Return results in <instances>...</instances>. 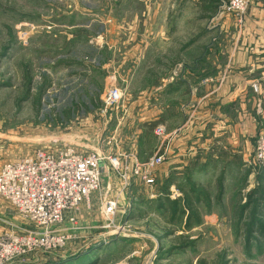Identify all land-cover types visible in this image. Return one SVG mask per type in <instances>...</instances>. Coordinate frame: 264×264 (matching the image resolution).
Instances as JSON below:
<instances>
[{
    "label": "rangeland",
    "instance_id": "1",
    "mask_svg": "<svg viewBox=\"0 0 264 264\" xmlns=\"http://www.w3.org/2000/svg\"><path fill=\"white\" fill-rule=\"evenodd\" d=\"M155 1L0 0V167L60 144L127 166L124 180L106 167L88 202L66 212L63 245L4 264H264V164L254 159L264 128L248 147L225 146L223 163L203 164V77L187 86V69L135 65V37L155 25ZM171 1L157 14L174 6L171 29L203 42L205 0ZM195 45L192 72L203 75ZM112 87L117 105L104 101ZM159 154L152 184L130 170ZM32 226L0 196V231Z\"/></svg>",
    "mask_w": 264,
    "mask_h": 264
},
{
    "label": "crops",
    "instance_id": "2",
    "mask_svg": "<svg viewBox=\"0 0 264 264\" xmlns=\"http://www.w3.org/2000/svg\"><path fill=\"white\" fill-rule=\"evenodd\" d=\"M155 2L158 4H153L151 11L155 25L139 31L135 37V65L148 69L152 62L162 70L178 69L185 73L187 69L179 78L187 86L198 85L203 77V164L208 160L223 163L225 146L238 150L243 142L248 147L251 136L264 128V0H248L242 25L236 24L232 13L231 16L218 12L216 2L205 0L203 42L202 34L201 40H193L191 30L186 39H180L181 31L171 29L169 24L174 6L162 14H157L155 8L164 2L169 6L172 1ZM207 21L214 25L206 26ZM193 43L203 49V75L192 72ZM177 47L180 50L176 51ZM182 49L188 53L181 54ZM147 53L151 57L145 60ZM106 61L104 65L111 66V61Z\"/></svg>",
    "mask_w": 264,
    "mask_h": 264
},
{
    "label": "built area",
    "instance_id": "3",
    "mask_svg": "<svg viewBox=\"0 0 264 264\" xmlns=\"http://www.w3.org/2000/svg\"><path fill=\"white\" fill-rule=\"evenodd\" d=\"M215 1L235 16L238 25L243 24L248 0ZM27 38L26 33H18V40L23 45L27 44ZM121 96V90L112 87L104 101L108 105H117ZM122 158L95 151L82 152L74 146L60 144L52 148H34L31 153L2 164L0 196L34 226L0 231V264L37 250L63 245L66 237L59 233V226L66 212L88 202L99 187L105 172L102 168L111 166L121 179H126L127 166ZM162 158V154L156 155L141 165L134 164L130 170L150 185L153 183L152 169L162 162ZM254 159L264 164V131L256 138ZM114 207V201L106 203L109 216Z\"/></svg>",
    "mask_w": 264,
    "mask_h": 264
},
{
    "label": "water",
    "instance_id": "4",
    "mask_svg": "<svg viewBox=\"0 0 264 264\" xmlns=\"http://www.w3.org/2000/svg\"><path fill=\"white\" fill-rule=\"evenodd\" d=\"M101 170H102V171H105V168H102Z\"/></svg>",
    "mask_w": 264,
    "mask_h": 264
}]
</instances>
